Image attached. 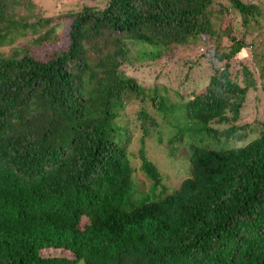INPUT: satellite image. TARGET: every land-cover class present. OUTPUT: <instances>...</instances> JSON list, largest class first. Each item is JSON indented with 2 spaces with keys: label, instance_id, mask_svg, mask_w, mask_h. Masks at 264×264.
Here are the masks:
<instances>
[{
  "label": "trees",
  "instance_id": "1",
  "mask_svg": "<svg viewBox=\"0 0 264 264\" xmlns=\"http://www.w3.org/2000/svg\"><path fill=\"white\" fill-rule=\"evenodd\" d=\"M226 3L105 0L47 17L0 0V264H264V122L226 127L256 82L264 99V0ZM230 10L236 23L218 24ZM189 42L221 64L190 95L118 72ZM37 46L56 49L39 61ZM244 47L255 70L230 75ZM134 136L167 157L186 139L190 178L166 191L144 148L126 151Z\"/></svg>",
  "mask_w": 264,
  "mask_h": 264
},
{
  "label": "rangeland",
  "instance_id": "2",
  "mask_svg": "<svg viewBox=\"0 0 264 264\" xmlns=\"http://www.w3.org/2000/svg\"><path fill=\"white\" fill-rule=\"evenodd\" d=\"M104 1L102 2L104 3ZM102 2H99V0H33V3L38 6V12L47 17L55 16L58 12H64V10L68 9L76 11L82 6H97V8H101L103 6ZM221 2L224 6H227L226 0H221ZM232 14L233 15H230L229 17H221L218 20V24L222 21L227 22L228 18L231 19L232 24L236 23L234 13ZM202 38L205 40L207 36H202ZM237 38H239V36H237ZM226 42V39H224L223 44L219 46L218 51L221 53L226 51ZM55 49H52L49 46L46 48H43V46H37L33 49L31 54L37 60H44L45 58L47 59V56H51ZM207 51L208 50L202 51L201 48H196L192 42L182 46H171L152 63H146L142 67L135 68H129L127 65H120L118 72H123L126 77L134 78L144 90L154 87L158 89V93L163 97H168L170 100H174L179 96L184 97L190 95L192 90L197 86L204 87L207 84L209 77L214 75V73L221 68V64L217 62L212 53H207ZM7 52L8 50L6 47L0 48V55L5 56ZM201 53H205L206 57H204L205 55L201 57ZM228 61L230 63V69L228 71L229 73L231 72L230 75H233L235 70H239L244 66L255 70V67L253 66L254 61H250L248 48L246 47L241 49ZM217 72H219V70ZM250 72L252 80L256 82L255 73L252 70H250ZM237 78L236 82L239 84V87H242L243 81L241 80L240 75H238ZM257 84L258 83L256 82L254 87L247 89L245 98L241 102L240 122L243 127L239 128L240 131L246 130L248 127H257L259 122H264V99L260 95ZM135 104L136 103L134 102V105ZM255 135L256 133H247L244 143L254 138ZM134 140L137 144L136 138ZM149 146V142L146 141L145 148L147 151L145 156L153 163L157 171L162 175V183L166 187V191L171 192L178 184L180 179L179 172L182 166L178 170L173 169L171 158L167 157L165 154V145H162L161 148H158L155 145H153L152 148ZM132 148L135 147L133 146ZM133 150V154H135V149ZM179 150L185 154V149L181 146H179ZM183 155H181V159H183ZM163 156L167 163L159 160V158ZM134 177L137 180L138 186L142 184L146 185L147 180L142 172L135 170ZM84 223L85 220L82 218L80 226ZM41 255H61L62 257H70L67 252H52L48 250H43Z\"/></svg>",
  "mask_w": 264,
  "mask_h": 264
},
{
  "label": "clouds",
  "instance_id": "3",
  "mask_svg": "<svg viewBox=\"0 0 264 264\" xmlns=\"http://www.w3.org/2000/svg\"><path fill=\"white\" fill-rule=\"evenodd\" d=\"M39 61H41V60H39ZM145 91H148V90H145ZM240 110H241V108L239 109L238 114H237V116H236L234 121L230 120L229 122L226 123V127L227 126H231V127L232 126H238L240 128L243 127V125H241V122H240ZM231 117L232 116H230L229 119H231ZM134 139H135V136L131 139L132 142H130V144L126 143L125 148H126L127 152L130 151L132 153H134L133 149H135V154L134 155H135L136 158H138V150L140 149V146H142L144 148V151L146 153V151H147L146 148H145L146 141L149 142L150 146L153 144L147 139H144L142 142H137V144H136L134 142L135 141ZM185 140L186 139H183V141L181 142V147L185 149V154L182 153L179 150V146H178V148L174 152H172L171 156L169 157V158H171V161L173 162L172 167H173L174 170H178L182 166L181 169H180V172H179L180 179L178 181V184H177L176 188L178 187V185H180L182 180L190 178L189 159H190V156H191L190 151L192 150L193 147L191 146V144L189 146H187L188 142H186ZM153 145L151 147L150 146L149 147L152 148ZM133 146L135 148H132ZM181 155H183V159H181ZM159 160H162L163 162H166L164 156L159 158ZM150 163L155 168V166L153 165V163L151 161H150ZM161 180H162V178H161Z\"/></svg>",
  "mask_w": 264,
  "mask_h": 264
}]
</instances>
